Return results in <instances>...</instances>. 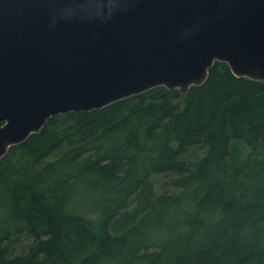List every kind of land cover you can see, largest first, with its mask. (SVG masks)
Wrapping results in <instances>:
<instances>
[{"label": "trees", "instance_id": "obj_1", "mask_svg": "<svg viewBox=\"0 0 264 264\" xmlns=\"http://www.w3.org/2000/svg\"><path fill=\"white\" fill-rule=\"evenodd\" d=\"M0 264H264V81L216 62L187 94L49 119L0 161Z\"/></svg>", "mask_w": 264, "mask_h": 264}, {"label": "water", "instance_id": "obj_2", "mask_svg": "<svg viewBox=\"0 0 264 264\" xmlns=\"http://www.w3.org/2000/svg\"><path fill=\"white\" fill-rule=\"evenodd\" d=\"M216 62L264 81V0H0V161L52 117L187 94Z\"/></svg>", "mask_w": 264, "mask_h": 264}, {"label": "rangeland", "instance_id": "obj_3", "mask_svg": "<svg viewBox=\"0 0 264 264\" xmlns=\"http://www.w3.org/2000/svg\"><path fill=\"white\" fill-rule=\"evenodd\" d=\"M205 151L200 148H191L182 158L188 161H196L204 155ZM174 176L169 175H156L153 177V181L156 185L158 193L171 192L173 191L170 186L171 180ZM32 243V239L28 236H22L15 240H12L9 244L15 251L14 254H20Z\"/></svg>", "mask_w": 264, "mask_h": 264}]
</instances>
